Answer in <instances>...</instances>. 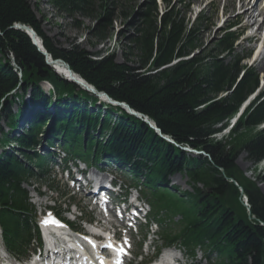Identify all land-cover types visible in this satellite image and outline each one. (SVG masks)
<instances>
[{"label": "trees", "instance_id": "16d2710c", "mask_svg": "<svg viewBox=\"0 0 264 264\" xmlns=\"http://www.w3.org/2000/svg\"><path fill=\"white\" fill-rule=\"evenodd\" d=\"M47 1L59 13L90 17L94 0ZM99 1L101 14L93 36L103 40L116 10L126 14L123 6L116 7L119 0ZM162 1L163 13H158V0H150L141 15L129 48L136 52L138 67L133 68L117 63L111 53L99 56L74 44L56 45L42 32L28 0H0V123L6 129L0 127V231L12 254H25L37 238L23 185L36 173L39 179L47 177L48 162L36 148L41 129L51 120L46 112L54 104L46 145L53 147L57 138L67 157L92 165L107 159L124 170L142 187L153 215L165 210L180 218L173 228L160 222L166 246L179 245L190 255L202 250L216 256L218 264H264V195L236 167L241 154L255 168L264 160V130H259L264 124V92L226 139L209 138L225 129L255 93L259 77L254 69L241 66L244 57L235 54L241 35L232 32L236 22L221 32L211 51L197 57L194 52L202 48L199 33L209 27V20L201 12L188 23L189 3L179 2L178 10L172 0ZM15 25L29 27L50 59L65 63L98 93L147 117L175 145L205 156L188 155L122 109L99 103L58 77ZM41 82L51 86L48 95ZM24 111L29 120L14 136ZM176 174L187 180L191 192L168 188L169 178Z\"/></svg>", "mask_w": 264, "mask_h": 264}, {"label": "rangeland", "instance_id": "374dc122", "mask_svg": "<svg viewBox=\"0 0 264 264\" xmlns=\"http://www.w3.org/2000/svg\"><path fill=\"white\" fill-rule=\"evenodd\" d=\"M32 6L34 14L40 24L42 32L54 43L62 48H68L69 45L74 44L77 45L79 48L83 49L85 52L90 54H99V56H104L105 54H112L115 58L117 63H126L128 66L137 68V59L135 58L136 52L130 51L129 48L132 47V37L135 35V31L137 26L141 20V15L145 11L146 5L150 2V0H119L117 4V8L119 9L121 6L125 8L123 10V14H126L125 17L123 15L118 14V10L115 12V21L107 28L105 33V37L103 40H98L93 36V31L99 25L98 13L101 11L99 9V0L93 1L92 11L90 10V17L82 16L78 13L69 16L65 13H59L47 0H28ZM186 1L190 4V7L186 13L185 20L188 23L193 21V17L196 13V9L203 10L204 16L209 20L210 25L207 29L201 31L199 33V40L202 44V48L198 52H194V55L197 57H201L211 51L213 48V44L221 35L220 29V13L221 9L226 12L224 15V19L227 23H238L239 31L241 29H245L243 32L242 37H240L239 41L235 44V54L240 57H244L247 55L250 50L253 48L251 44H249L246 39H251L255 42L258 39L257 37L251 38V35L254 31V26L251 25L250 28H245L244 25L247 21L246 18L240 17L241 10L239 9L238 0H172L173 9H180L178 5L179 2ZM92 2V0H91ZM238 3V4H237ZM251 3L253 4L254 1L252 0ZM158 13H163L164 6L158 4L157 2ZM121 10V9H120ZM239 10V11H238ZM239 12V13H238ZM254 12V11H251ZM101 14V12L99 13ZM254 17L258 16V13L254 12ZM259 22L262 21L261 17L258 19ZM243 27V28H242ZM264 30V29H263ZM259 31L256 33L258 34ZM264 32V31H263ZM254 33V34H256ZM253 34V35H254ZM264 57V50L263 53H258L257 57L259 56ZM229 61V59H226ZM261 59H257L255 64L253 65L254 71L259 76V79L264 80V68H262V63H260ZM250 65V60L241 62V66ZM263 69V70H262ZM41 89L44 93L47 92L48 86L45 84H41ZM25 99H28V93L25 96ZM53 109L51 106L47 110V114L50 116V110ZM13 113H16L17 107L13 106L11 108ZM19 124V123H18ZM17 124V131L15 134H19L23 130V125ZM0 127L4 131L6 129L3 127V124L0 123ZM49 127H43L41 129V135L39 138V146L36 148V152L40 156H46L48 153L56 154L59 151V139H55L53 141V148L50 150L46 149L45 140H49ZM262 128H259L261 130ZM245 136H249L250 133ZM60 161H56V164H51L47 168L48 178L45 180H39L36 178L34 181H29L24 188L27 191V198H29L30 204L33 206L35 210V216L42 211L44 207L52 208L53 212H62L65 211L72 212L73 208L70 207V204L74 202L77 208H84L85 202L82 201V195L74 196L71 194V191L64 185V182L61 181L60 177H58L59 171L61 169ZM64 166V164L62 165ZM102 167V165H100ZM236 167L245 180L249 182L255 183L256 187L260 190V192L264 195V163L256 168L250 164L245 154L239 155L236 159ZM80 169H83L82 165H79ZM105 171L110 172L114 177H116L117 183L121 184L122 186H127L129 184V180L125 178L122 174L116 172V167L113 165L105 166ZM94 169L90 170L92 173ZM64 175H62V179H64ZM169 183H173L178 186L179 191L190 192V188L186 183V179L183 177H174L170 178ZM38 192L42 194V197H39V200H36L34 197L35 193ZM73 197V199H71ZM138 197L145 201V199L139 194ZM244 202V201H243ZM42 204V205H41ZM41 205V206H40ZM89 209L87 210V212ZM89 215H86V218H90ZM91 219L94 218L91 216ZM62 221H71L72 216L69 214H62ZM177 221V219H175ZM82 229L83 225H79ZM155 228L152 226L150 229L151 231ZM157 234L146 238V234L150 231L147 229H141L140 234L137 236H133L132 243L133 255H136V252H139L138 242L145 237V244L141 247L140 253L141 255L145 254V248L147 244L151 241L153 242V247L159 248L162 245V239L159 233V228L157 227ZM145 235V236H143ZM0 249H1V242H0ZM186 255L188 254L186 251H183ZM151 253V250L149 251ZM149 256V254H148ZM12 261V258H11ZM140 260L136 259L131 262L130 264H137ZM183 264H216L215 256H211L209 259H206L202 253L197 252L196 257L194 259H185L182 261Z\"/></svg>", "mask_w": 264, "mask_h": 264}, {"label": "water", "instance_id": "95a60500", "mask_svg": "<svg viewBox=\"0 0 264 264\" xmlns=\"http://www.w3.org/2000/svg\"><path fill=\"white\" fill-rule=\"evenodd\" d=\"M14 28L24 32L30 38V40L33 43V45L37 46L36 36H35L34 32L29 27L22 26V25H16ZM41 54L47 59L48 62L55 63L56 65L59 64V65L65 67L71 76L77 77L76 75H74L71 72L69 67L65 63H63L62 61H51L49 56L46 54V52L44 50H41ZM69 80H70V82L74 83L75 85H78V86L82 87L85 91L90 92L91 94L95 95L96 97H98V98H100L102 100H105L107 103H110V104H112L114 106H118V107L122 108L127 113H129L130 115L135 116L136 118L140 119L143 123L147 124L156 134H158L159 136L161 135L160 131L154 126V124L152 122H150L146 117H144V116H142L140 114H136L133 111H131L130 108L127 105L118 104V103L112 102L105 94L97 93L91 86L87 85L80 78H79L80 82L79 81L77 82V81H75L73 79H70V78H69Z\"/></svg>", "mask_w": 264, "mask_h": 264}, {"label": "bare ground", "instance_id": "6f19581e", "mask_svg": "<svg viewBox=\"0 0 264 264\" xmlns=\"http://www.w3.org/2000/svg\"><path fill=\"white\" fill-rule=\"evenodd\" d=\"M213 1H216V0H213ZM251 1L252 0H240L238 2L239 3V9L241 10V16L240 17H244L247 19L244 27L248 29L251 27V25H257V31H264L263 30L264 29V0H253L254 1L253 4L251 3ZM251 11L258 13V16L254 17V14H253L254 12H251ZM260 17L262 19L261 22H259V20H258ZM256 35L259 36V34H257V33L254 34L253 36L257 37ZM263 45H264V40H263ZM257 59H261L260 63H262L261 66H262V68H264V57L263 56L261 57L259 54ZM56 69L59 71L60 74L66 76L70 79H73L77 82L78 81L80 82L79 78L71 76L65 67L57 64ZM180 264H182V263L180 262Z\"/></svg>", "mask_w": 264, "mask_h": 264}, {"label": "snow or ice", "instance_id": "6c2138e0", "mask_svg": "<svg viewBox=\"0 0 264 264\" xmlns=\"http://www.w3.org/2000/svg\"><path fill=\"white\" fill-rule=\"evenodd\" d=\"M44 223H45L46 225L51 224V223H54V224L60 226V225H59V222H58V221H55L54 219H53V220H46ZM121 251H123V250L121 249Z\"/></svg>", "mask_w": 264, "mask_h": 264}]
</instances>
